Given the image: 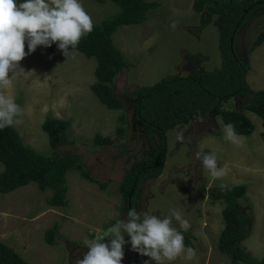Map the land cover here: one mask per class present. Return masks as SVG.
Wrapping results in <instances>:
<instances>
[{"label": "rangeland", "instance_id": "obj_1", "mask_svg": "<svg viewBox=\"0 0 264 264\" xmlns=\"http://www.w3.org/2000/svg\"><path fill=\"white\" fill-rule=\"evenodd\" d=\"M145 1H157L160 5L147 13L142 24L120 26L111 36L114 47L131 64L113 81V92L122 100V110H107L99 103L90 90L96 82L94 60L72 50L67 57L62 52L35 50L20 62L25 74L14 76L13 86L6 90L24 109L20 117L23 123L13 127L22 144L50 156L52 151L41 124L47 117L65 121L67 129L56 154L77 155L82 169L96 182L84 180L77 171H68L66 205L61 208L47 206L45 202L51 190L40 192L32 182L0 194V242L28 264H74L89 250L87 241L104 235L117 220L127 219L118 185L128 165L149 155L152 148L134 120L129 94L166 77L186 76L192 69L211 72L219 68L221 45L218 30L212 24L215 15L195 13L193 0ZM82 2L94 26L119 12L109 0ZM263 29L264 13L257 12L236 34L234 50L248 65L247 94L264 89V42L250 49L253 38ZM245 104L239 98H231L222 109L242 111ZM243 113L254 130L251 135L243 136L245 140L240 147L224 138L220 119L212 115L198 114L187 124L166 131L161 174L143 180L133 205L138 213L143 210L157 216L175 208L190 221L189 233L194 237L192 248L196 249V257L178 258L165 264H241L219 254L216 248L223 227V202L198 196L199 190L218 189L222 183L246 187L244 197L237 204L246 207L244 213L251 226L240 246L255 259L264 255V123L249 111ZM180 130L185 131L190 142L176 141ZM95 135L108 137L113 144L95 145L92 141ZM201 149L217 155L218 167L228 170L225 177L216 180L211 177L195 156ZM2 169L0 165V172ZM54 223L58 236L53 245H47L43 235ZM124 253L121 264H132L139 254L132 250L130 242L124 245Z\"/></svg>", "mask_w": 264, "mask_h": 264}, {"label": "trees", "instance_id": "obj_2", "mask_svg": "<svg viewBox=\"0 0 264 264\" xmlns=\"http://www.w3.org/2000/svg\"><path fill=\"white\" fill-rule=\"evenodd\" d=\"M102 3L105 0H93ZM119 12L109 19L95 25L91 33L83 37L77 48H69L85 58L95 62L96 82L90 90L99 103L107 110H122V100L113 92L114 78L125 68L131 66L112 44L111 36L120 26L138 25L147 20V13L159 7L157 1L145 0H109ZM195 13L216 16L212 22L218 30V42L221 45L220 63L217 70L211 72L192 69L186 76L163 78L160 81L141 87L129 94L132 100L133 117L142 128V136L152 144L149 155L134 160L128 165L125 175L118 185L124 199L126 215L133 208L139 194L140 185L147 178H156L161 174L166 155V131L172 126L185 125L191 117L212 115L218 117L222 127L228 123L235 125L242 136L252 134L254 127L243 111H249L264 123V89L247 94L245 75L248 65L241 61L234 50L237 32L254 17L257 12L264 13V0H193ZM205 20V19H204ZM206 20L203 22V24ZM264 42V29L253 38L250 49ZM27 47V43L25 44ZM36 50L62 52L57 44L51 47L38 46ZM231 98H239L246 104L242 111L223 110L222 105ZM67 123L47 117L41 124V130L47 136L51 149L50 156L36 153L22 144L13 127L0 130V194H8L18 188L34 183L38 191L51 190L46 205L61 208L66 205L65 175L68 171L79 172L81 178L96 183L81 167L79 157L72 153L56 154L62 144ZM121 132V130H119ZM219 133V132H218ZM93 143L109 146L113 142L108 137L95 135ZM101 189L103 185L98 184ZM230 191L211 189L199 190L198 196H207L210 200L219 199L224 207L221 210L223 227L217 237L216 248L219 254L241 264H264V255L260 259L251 257L240 243L247 238L251 221L244 213L246 207L237 204L242 199L244 185L229 186ZM186 247H192L194 237L184 233ZM58 236L54 223L44 232L47 245H53ZM129 237L125 236L127 241ZM108 242V239H105ZM145 257L136 255L132 264H143ZM0 264H28L12 249L0 242Z\"/></svg>", "mask_w": 264, "mask_h": 264}, {"label": "clouds", "instance_id": "obj_3", "mask_svg": "<svg viewBox=\"0 0 264 264\" xmlns=\"http://www.w3.org/2000/svg\"><path fill=\"white\" fill-rule=\"evenodd\" d=\"M93 29L94 21L82 0H0V130L23 123L20 117L24 109L15 96L6 91L13 86L14 76L25 74L20 62L38 46L47 48L53 43L67 57L69 48H77L81 39ZM9 73H12L11 78ZM224 138L237 147L245 140L232 123L224 126ZM186 139L190 142L184 130L176 133L177 142L183 144ZM195 156L214 180L227 175L225 167H218L214 152L205 153L201 149ZM220 189L231 190L223 183ZM191 228L181 210L173 208L168 214L157 216L143 210L138 213L136 208H131L126 220H117L104 235L87 241L89 250L74 264H121L127 242L131 243L133 251L150 258L143 264H150V261L165 264L178 258L192 260L197 252L186 247L184 235ZM125 236L130 241H126Z\"/></svg>", "mask_w": 264, "mask_h": 264}, {"label": "water", "instance_id": "obj_4", "mask_svg": "<svg viewBox=\"0 0 264 264\" xmlns=\"http://www.w3.org/2000/svg\"><path fill=\"white\" fill-rule=\"evenodd\" d=\"M130 210V208H129V202H128V211ZM130 239V238H129Z\"/></svg>", "mask_w": 264, "mask_h": 264}]
</instances>
